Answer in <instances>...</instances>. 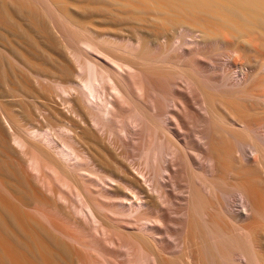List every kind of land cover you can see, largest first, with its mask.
Wrapping results in <instances>:
<instances>
[{
  "label": "bare ground",
  "instance_id": "obj_1",
  "mask_svg": "<svg viewBox=\"0 0 264 264\" xmlns=\"http://www.w3.org/2000/svg\"><path fill=\"white\" fill-rule=\"evenodd\" d=\"M175 3L169 12L153 3L149 10L157 15L151 19L159 31L156 35L167 38L171 47L176 45L186 62L181 66L184 70L167 76L162 69L169 66L158 65L163 74L151 68L153 73L146 72L154 57L143 59L140 50L135 54L138 60H132L145 63L146 70L132 60L123 63L114 58L115 69H107L80 57L87 52L82 46L79 55L69 48L75 71L70 66L60 70L61 81L56 74L43 76L45 82L55 83L63 107L57 115L70 125L59 126V142L52 129L37 126L36 118L23 134L16 133L10 118L0 112V147L12 159L19 158L13 160L28 188L23 193L19 187L25 196L20 201L24 206L26 199H32L28 201L36 206L31 210L49 231L43 226L41 230L36 216L22 219L19 207L8 199L13 191L7 187L12 193L8 195L4 189L8 198L0 193V264H24L22 256H28L17 252L21 247L29 250L31 259L40 253L43 264H58L62 254L67 263L74 256L78 264H264V54L257 52L260 48L264 52V0ZM165 15L168 18L162 19ZM149 32L146 37L142 33L145 39ZM154 35H150L153 41ZM132 41L128 43L136 48ZM240 42L250 44L261 56L250 60L246 54L247 62L241 63L245 50L236 47ZM91 44L84 43V50L98 49L94 45L91 49ZM165 61L162 64L167 65ZM69 76L73 80L65 82ZM48 101L40 105L45 111L58 103L54 96ZM93 131L104 133V142L114 136L124 138L140 167L132 170L120 162L125 154V161L129 159L127 150L120 161L119 151L115 158L104 147L102 153L90 154L89 143L103 142ZM2 166L8 174L11 168ZM67 209L74 219L81 217L91 224L95 241L78 230L77 220L73 224L77 229L59 225L55 217ZM20 219L35 221L38 232L57 252ZM118 224L146 243L150 240L157 250L142 238L128 237V231L119 233Z\"/></svg>",
  "mask_w": 264,
  "mask_h": 264
},
{
  "label": "rangeland",
  "instance_id": "obj_2",
  "mask_svg": "<svg viewBox=\"0 0 264 264\" xmlns=\"http://www.w3.org/2000/svg\"><path fill=\"white\" fill-rule=\"evenodd\" d=\"M155 1L157 2L155 3L153 0H101V1L100 0L98 1L97 0H0V112L1 111L5 112L6 115L10 118L12 125H13V131H15L18 134H23L22 130L27 129L29 127V124L32 123V119L36 118L37 126L40 127L41 129H52L51 133L54 134L57 141L59 142L58 128L59 126L66 125L67 123H66V119L64 116L57 115L58 112H61V109H63V107L59 105L60 101L57 97L58 93L55 88V83L51 81L45 82L43 79V76L44 75L53 76L56 74L58 76L57 77L58 80L61 81L60 70H65L66 66H70L72 71H75L76 64L75 62H73L74 59L71 62L72 59L70 58L71 56L69 55V52H68L69 48H71L73 51H77L79 55L82 50L80 47L82 46L83 48L82 52L83 51L84 52L87 51V52H85V54L83 53L82 55H80V57H83V55H85L87 59L97 62L96 63L97 65L98 63H99V66L103 64L101 66L102 68L104 65H106L104 67L106 68L108 67L107 69L109 68L115 69L113 68V63L111 62L112 58L116 59L117 61H119L118 59H121L123 63H125L123 60L127 61L126 63H128V61L130 63L131 62L130 60H132V57H135V59L138 60V56H141V57L143 56L142 57L143 59L144 58L151 59V56H152L154 57V59L152 58V60L154 61L153 67H149V65H147L148 67L147 68L145 63H143L145 62L144 60H141V62L143 61L142 62L143 64L142 65L139 64L140 66L138 65L140 60L138 61V63H134V60H132V62L138 65L140 68L142 66L143 70H146L145 68H147L148 70H146V72H149V71L150 73L155 72L156 74L158 73L159 75L165 72L166 75L168 76V75L174 74V72L176 71L178 72V71H181L182 69L184 70L186 67L184 68L181 66H183L186 62H184L183 59L181 58V54L174 49L176 48V45H174L175 47H171L172 45L170 44L167 38H163V39L159 38L156 35L158 34L159 31H157L156 33V30L158 29L154 25L155 22L151 20L157 17V15L153 13V11L151 12L152 10L151 8L153 6L156 5L157 7H161L163 9L165 8L166 10L165 9L164 10L166 12L167 11L169 12L171 8L176 6V3H175L176 0L174 1V3H173V0H167L168 2L165 0H164L165 2L162 0H155ZM169 1H171V3ZM151 2L153 3L152 7H151V4H152ZM158 3L161 6L157 5ZM169 3L170 5H173V6H170ZM169 6L171 8H169ZM167 8L169 9L167 10ZM147 10L149 11V13L148 12L146 13ZM167 15L170 16V14H167ZM167 15H165V18L164 16L163 17L161 16V18L167 19L168 18ZM144 20H146L149 23H147ZM151 23L152 25L150 26ZM152 26L153 27L155 26L154 28L156 29L154 30L151 29L153 28ZM142 27L143 29L145 27V29L143 30ZM152 31L153 33H151ZM148 32H149V38L148 39L146 38V39L147 40L150 39V40L144 42L146 39L143 37V34L146 37L148 36L147 35ZM180 32L183 34V32H185V29L181 28ZM20 33L22 34L20 35ZM150 35L152 37L154 35L155 42L152 40V37H150ZM132 38H133L132 42L137 43V44L135 43L136 48H134L135 45L131 46L128 43L129 41L132 40ZM136 39L137 40L141 39L142 41H139V40L137 41ZM165 39L167 40V42L165 41ZM160 41L161 43L162 42L163 43L161 44ZM252 41H254V39H252ZM87 42H89V44L92 43L91 49H94L95 47V49L98 48L97 49L98 51L95 49H94L95 51L90 50V49L84 50V43H87ZM138 42L141 44L140 46L141 48H139L140 44H138ZM241 43L243 45L248 44L245 42H240V44L237 43L239 45L236 44V47L238 48V50L240 49H241L240 51L245 50L244 51L245 55L244 53L241 52L242 57H243L241 58V63L247 62L249 58L250 60H252V58H254L255 55L260 52H261L260 53L261 55L264 54V52H262V48H260L261 50L257 51L258 52L257 53L256 50L254 51V49H251L252 47L250 46V44H248V46L245 45V47H243ZM254 43H257V41L256 42L254 41ZM174 44L176 43L174 42ZM168 46L169 48L167 49ZM248 47L250 49H247ZM137 50H140V51L138 52ZM131 51L132 52L136 51V53H132ZM100 52L103 54H101ZM137 52H138V56L136 57L135 54L137 55ZM246 54L248 55V59H246L247 58ZM260 54L256 55V57L261 56ZM146 55L147 56L149 55V57L147 58ZM103 56H106V58ZM107 56H109L111 59ZM157 58H161L162 60L160 59V61H158ZM163 58L166 60L165 64L168 62L167 65L162 64L164 63ZM176 58L177 59L179 58L181 60H176ZM262 59H264V56ZM121 60L119 62H121ZM155 61L159 63L161 62V64H156L157 62L155 63ZM177 61H180V62H177ZM151 62L149 64H151ZM172 63H175V64H172ZM158 65L160 66V68H163V66H166V68L169 66V68L162 69L163 73H161L162 71L160 69L159 71L161 72L159 73ZM171 66H173V68H176V67L177 68L173 69L171 68ZM154 67H156L157 70ZM150 68L153 72L150 70ZM72 78L73 76H69V78L66 77L65 82H68ZM54 80L55 79H53V81ZM53 96L58 101V103H56L54 107L46 108L48 111H45V109L41 107L40 105L42 103L50 104L48 99H51ZM38 99L39 101H37ZM36 102H40L38 108L35 105ZM77 104L79 106V102ZM48 112L53 115L49 116ZM66 126H70V125H66ZM93 132L96 133L97 136L99 134L98 139L106 138L105 134L102 132L101 133H98L97 131H93ZM123 139L124 138H121L120 136L118 137L114 136L110 140H106L109 146L106 142H104L105 139H103V142H101V145L97 144L93 146L92 143H89L87 145L89 147L88 151L90 154L97 155L98 153H100L102 149L107 148V150L111 151L114 154L113 156L115 158L119 155L118 153L119 151L120 155L118 156L119 158L118 160L120 161L121 159L124 158V160L120 161L122 164L124 165L126 164L127 165L126 167H128L129 169H132L133 167L134 169L140 167L139 166V164L141 165L140 160L137 158V156L134 155V153L131 150L126 149V147L123 144ZM41 149L44 150L43 148ZM125 150H127L126 152H127L128 157L130 156L129 159H127V161H125V159L127 158L126 154L124 153ZM122 155H123V158H120V156L122 157ZM9 157L10 156H7V154H5L0 147V173L1 175H3V176L0 175L1 176L0 180L2 179L0 182L3 183V185H1L2 188L0 186V189L2 190V191L0 190V193L2 196L5 195V197L7 198H8V195H11L12 193H14V195H11V197L8 199L12 203V205H14L16 208L18 207L20 208V209L18 208V210L20 211V215L22 216V219L23 218L31 219L32 217L34 218L36 216L35 217L36 223L39 220L41 221L40 223L38 222L39 227L43 226L41 225L43 220L40 217H38V215L34 211H32L33 209L35 210V206H36L33 202L32 203L29 202V201H32V199L30 200L26 199L27 203H25L24 206L20 201V199L25 198V196H23L22 194L26 193L25 190H28V188L26 187L25 180H23L25 177H23L18 172V169L16 168L17 165L13 160V159H19V158H17L16 156H13V159ZM137 164H138V167H137ZM5 165H7V168L9 166V168L8 169L4 168V169L9 170L11 168V170L8 171L9 172L8 174L7 172H5V170L4 172L1 171V166L6 167ZM12 167L13 168L15 167L16 169L14 168L15 169L14 170L12 169ZM10 171L11 173L15 175L10 174ZM16 171L18 172V174ZM67 172L69 175H71L78 181H82L77 173H73L72 171H69V170H67ZM16 174L18 175V177L16 178H19L20 183H23L24 185L19 184V180L14 177L16 176ZM149 174L150 173H148V175ZM7 187L11 188L9 190L13 192L8 194L7 191L9 190H7L8 189ZM19 187L21 188L22 191L25 189L23 193L21 192ZM4 189H5L4 192H6V194L8 195H6L3 192ZM15 190L18 192L16 193ZM2 192L4 193V195ZM16 196L19 200L15 198ZM32 198L34 197L32 196ZM155 203L157 205L158 202L155 201ZM33 204H34V207H33ZM73 215L74 213L70 212L67 209V211H64L63 216H56L55 218L58 221L59 225L62 224L61 226L64 227L65 229L73 230V229L78 228L80 232L81 231L84 232V234L82 233L83 235L90 238V240L95 241L97 238L94 237L95 233L93 236L94 231L90 226L91 224H89L88 226V224L83 219H81V217L76 216L74 219L75 215L74 216ZM21 216L19 218H21ZM33 218L31 220H34ZM65 218L68 220L71 219V221L68 222ZM76 218H79L80 220ZM22 219L20 220L23 222L25 221L27 225L30 224V226H32L30 227L31 228L30 230L34 229V231H36L37 229H39V228H36L38 227V225L34 223L35 221L34 222L32 221L34 223L33 225L31 220H22ZM73 220L74 221L77 220L78 222L77 223L78 225L76 226L77 228L73 227V224L76 223V221L74 222ZM121 226L122 224L121 225L118 224V226L116 225L115 226L116 231H118L121 234L122 232H124L126 233V235L128 231V235H130L128 237L132 236V238L134 239L140 238V236H138L139 234L136 235V232H132ZM27 227L29 228V226ZM117 227H119L120 229ZM40 228L42 230V227ZM44 228L48 231V228H46V226ZM123 230H126V231H123ZM36 232H38V230ZM129 232H132V233H129ZM39 233L40 232H38L37 234ZM44 233L47 234L45 231ZM42 235L44 234L40 233L39 235L40 238L44 240V242L46 241L45 242L46 244L49 243V241L47 240V236L43 237ZM134 235H136V238ZM91 237L93 238L91 239ZM142 240L144 241L145 244L157 250L153 242H151V244L149 245L150 240H148L149 242L147 243L145 242L146 239L144 240V238H142L141 241ZM47 245L49 246L51 250L53 249V251L57 252V250H55L56 246L53 248V245L51 244H47ZM21 249L22 247L20 249H17V252L28 256V258L26 256H22V260L29 262L27 264H34V263L43 264L42 263L43 261L41 260V257H40V253H37L38 251H36V253L39 256L33 255L34 258L35 257L36 258L31 259V257H29V250H27L26 248H23L22 249L23 251H22ZM58 253L60 252L58 251ZM30 254H31L30 256H32V253ZM61 256L65 258L64 259L65 262H63V258L60 257L62 260L58 258V261H59L58 264H66L67 257H64L63 254ZM23 257H26V258L23 259ZM39 257L40 259H38ZM68 259L70 260L67 264H78L76 257L72 256V258L68 257ZM39 260L41 263H38ZM169 260L175 261V259H172V258H169ZM25 261H23L22 263L25 264ZM60 261L62 262L60 263Z\"/></svg>",
  "mask_w": 264,
  "mask_h": 264
}]
</instances>
